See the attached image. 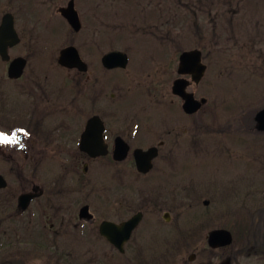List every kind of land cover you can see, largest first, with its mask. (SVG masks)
I'll return each mask as SVG.
<instances>
[{
	"label": "rangeland",
	"instance_id": "obj_1",
	"mask_svg": "<svg viewBox=\"0 0 264 264\" xmlns=\"http://www.w3.org/2000/svg\"><path fill=\"white\" fill-rule=\"evenodd\" d=\"M69 1L0 0V24L3 15L12 12L22 38L11 56L29 60L19 82L6 76L9 85H63V110H68L63 113L70 114L67 88L72 71L61 69L57 59L62 48L77 46L90 71L78 74L74 70V82L81 83L80 94H74V113L84 119L95 114L121 115L131 121L139 118L140 133L131 140L134 147L139 140L145 147L158 146L160 135L172 127L180 142L169 143L174 149L171 161L176 162L179 170L174 172L180 171L177 177L186 189V195L178 192L182 204L174 208L176 215L191 221L197 212V220L203 217L209 229L230 230L233 243L217 251L232 264H264V132L257 130L251 117L264 108V0H76L83 23L79 33L59 12ZM192 49L203 51L208 72L200 85L193 84L188 91L199 99L208 98V104L187 117L172 85L179 77L181 53ZM113 50L129 54L126 70L103 67V55ZM5 70L0 62V81ZM158 115L170 119L171 127L166 122V127L157 130L152 120ZM126 126L132 129V123ZM75 160L74 153L64 149L61 169L74 170ZM110 161L111 157L94 163L88 176L80 163L79 182L73 186L64 182L62 189L73 196L72 190L81 187L84 199L90 193L97 195L84 204L97 203L106 194L124 193L138 201L143 194L162 191H155L152 182L128 163L121 165L125 180H120V166L111 167ZM0 173L7 179L6 187L0 189V264H23V259L29 264H122V260L153 264L172 252V241L167 238L168 243H163L166 237L156 234L159 227L148 230L143 225L134 236V248L119 253L99 239L97 230L89 231L91 224L79 220L78 212L68 211L65 204L70 198L60 190L47 202L35 200L23 213L19 197L32 190L33 184L19 176L17 167L1 161ZM206 199L211 202L208 208L203 205ZM195 201H199L196 208L189 207ZM54 211L58 220L51 229ZM45 222L47 231H43ZM81 223L86 227L80 228ZM172 224L164 235L173 240L177 234L172 236ZM197 225L183 231L195 230L201 240L200 230L205 228Z\"/></svg>",
	"mask_w": 264,
	"mask_h": 264
},
{
	"label": "flooded vegetation",
	"instance_id": "obj_2",
	"mask_svg": "<svg viewBox=\"0 0 264 264\" xmlns=\"http://www.w3.org/2000/svg\"><path fill=\"white\" fill-rule=\"evenodd\" d=\"M10 57L11 60L14 59L12 58L11 53ZM25 59L28 66L29 60L27 58ZM0 62L6 68L0 81V135H4L12 140V143L0 144V161L10 168L11 166L13 168V165L14 168L17 167V169H19V176L24 178L25 181L33 184V189L29 190L27 193H30V191L37 192L39 193V196H37L32 203L37 199L47 202L51 200L50 197L52 196L53 198H56L59 190V192L63 194L68 193L67 196H69L70 201L69 204H65L70 208L68 211L73 210V212H78L79 220L91 224V226L88 225L89 231L97 230L99 239L105 241L109 247L121 254H126L127 249L134 248V246H132V244H134V236L143 225H145L148 230H151L153 227H159L156 234L165 236L166 238L163 239L162 242L166 244L168 243L167 238H169L173 243V249L166 259H161L162 261L160 260L153 264H232V261H228L223 253L218 254L220 251L217 250L223 251L225 248L214 249L210 247V233L219 228L209 229L210 227L206 225L207 222L203 217H201L200 220H197V212L192 220L188 221L181 219L183 216L176 215L174 211V208L180 207L182 204L178 201V192L183 191V195H186V189H182L183 187L181 188V180L177 177V175L180 174V171L174 172V170L178 168L175 166L176 162L171 161L172 156H170V154L174 149H172L169 143L176 139V143L179 144L180 136L175 134L174 129L169 123L171 122L170 119L159 117L158 115L156 119L152 120V124L157 130H162L166 127V122L169 123V127H171L169 128L170 131H167L165 135H160L162 139L157 144L158 146L148 145L145 147L141 145L142 141L139 140L141 144L139 143L134 147L131 144V140H133L134 134L137 138L140 133L141 120L139 118L135 117L134 120L131 121L127 118L123 119V116L121 115L95 114L100 116L104 124V140L108 145L110 154L106 157L92 158L80 150V143L88 120L95 115L84 119L83 115L74 113V101L80 94L79 85H81L78 81L74 82V69L60 66L57 59V64H59L61 69L72 71L71 85L67 88L68 97H71V113L64 114L63 112L65 111V113H67L68 110H63V85L54 83H51L50 85L48 82H28L24 85H9L6 76L9 80H13L8 76V68L11 61L5 62L0 57ZM76 71L78 74L80 73L78 70ZM24 76L25 73L23 77ZM22 78L13 81L19 82ZM74 94L76 95L75 98ZM206 105H204L202 109ZM157 108L160 111L159 105ZM193 116L195 115H187V117ZM251 116H253V114H251ZM64 118H66V120L62 124V119L64 120ZM80 121L84 122L82 123L83 125H80ZM127 122L132 123V131L126 126ZM120 137L124 139L131 149L128 158L124 161H116L114 158L117 140ZM164 137L165 139L168 137V139L165 140ZM152 147L158 148V155L153 160L150 172L142 174L137 170L133 151L135 149L148 150ZM64 149H69L70 152L74 153V159H76L74 170L66 169L64 171V169H61ZM109 157H111V167L115 165L120 166V180H125V175L122 174L123 169L121 168V165L123 166L125 163H128L136 168L138 175L152 182L151 185L154 186L155 191L157 189H161L162 191L157 194H143L138 201L128 199L127 195L124 193L118 195L106 194L104 195V199H100L97 203L93 204L88 201V203L84 204L87 198L89 199L90 196L97 198V195L90 193L87 195L86 199H84L82 197L81 187L72 190L74 191L73 196L69 195L70 192L62 189L64 182L72 183V186L75 185L76 182H79L77 181L76 175L79 171L80 163L83 164V173H86L88 176L90 172L94 171V163H98ZM105 169L109 170L107 168H104V170ZM181 173L185 174L183 170ZM0 176H3L6 179L3 173H0ZM182 180L184 182L183 178ZM157 182H160V184H157ZM198 204L199 201H195V203L189 204V207L196 208ZM210 204L211 202L208 199L203 202L205 208H208ZM62 210L63 209H61V211ZM61 211L57 210V213ZM54 215L56 221L55 223L52 222L51 229H53L58 220L55 211ZM98 215L101 216L99 219ZM135 216H139L141 220L139 225L132 232L129 240L124 242V252H121L119 247L110 241L109 238L101 235L100 228L103 223H113L121 226ZM46 217L50 219L49 216ZM173 222L175 223L174 226L172 224ZM196 222L200 223L196 228H205L203 232L200 230L201 240L200 238L198 239L196 235L197 231H191L190 229H187L188 231H183L185 228L190 227V225L193 226ZM171 224L172 236L177 234L173 237V240L168 235H164L168 234L167 230ZM202 224L204 226H202ZM82 227L85 228L86 224L81 223L80 228ZM43 231H47L46 222L45 226H43ZM116 234L123 236L117 238L121 239L125 237L126 239V233L124 231L119 230ZM206 244L211 250H207ZM194 245L195 247L193 248ZM189 251L192 253L188 258L186 256ZM204 252L209 254L208 257L204 255ZM235 258L237 261V256ZM23 261H25L26 264H29L28 262H30L28 259H23ZM122 262V264H126L125 260H122ZM25 263L23 262V264Z\"/></svg>",
	"mask_w": 264,
	"mask_h": 264
},
{
	"label": "water",
	"instance_id": "obj_3",
	"mask_svg": "<svg viewBox=\"0 0 264 264\" xmlns=\"http://www.w3.org/2000/svg\"><path fill=\"white\" fill-rule=\"evenodd\" d=\"M60 13L68 20L72 27L79 31L82 27L78 12L75 9V2L71 0L68 7L61 8ZM20 43V38L15 29V21L12 14H7L4 16L2 24L0 26V54L6 61L9 59L8 50L10 47L16 46ZM60 63L63 66L69 68H78L81 71H86L88 69L87 64L83 62L80 57L79 51L71 46L64 49L61 52ZM104 65L109 68L126 67L128 64V56L121 52H111L103 58ZM26 67V61L22 58L15 60L10 68V76L13 78H19L22 76L24 69ZM207 67L202 63V53L199 50H194L186 52L181 56L180 74H190L193 77V81L199 83L205 75ZM190 85V82L186 79H178L175 82L173 91L174 94L179 95L184 100V109L187 113L193 114L197 112L202 104L206 103L203 99L201 102L196 100L194 95L187 93L186 89ZM258 122V129L264 131V110L259 112L256 117ZM104 126L100 117H94L89 121L86 132L83 135V141L81 148L87 151L91 156L98 157L101 155H107V146L103 140ZM129 148L126 145H121L118 147L115 158L117 160H123L127 157ZM157 148H152L147 152L138 150L135 152L136 161L138 164V169L141 172H148L152 168V161L157 157ZM0 188L6 187L5 181L0 177ZM35 197V195L27 194L20 198V205L23 209L28 207L30 201ZM86 210V209H85ZM139 217H135L131 221L127 222L124 226L118 227L111 223H104L101 226V235L109 238L115 245H117L120 251H124V242L129 239L131 232L138 224ZM121 228V229H120ZM125 230L126 239L117 238L123 237L122 235L116 234L117 231ZM117 238V239H116ZM233 242L232 234L227 230L216 231L211 235L210 245L214 248L224 247L231 245Z\"/></svg>",
	"mask_w": 264,
	"mask_h": 264
},
{
	"label": "snow or ice",
	"instance_id": "obj_4",
	"mask_svg": "<svg viewBox=\"0 0 264 264\" xmlns=\"http://www.w3.org/2000/svg\"><path fill=\"white\" fill-rule=\"evenodd\" d=\"M4 143H12V140H10L8 137L4 135H0V144H4Z\"/></svg>",
	"mask_w": 264,
	"mask_h": 264
}]
</instances>
